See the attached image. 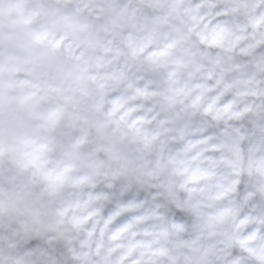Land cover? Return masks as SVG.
I'll return each instance as SVG.
<instances>
[{
    "label": "clouds",
    "instance_id": "1",
    "mask_svg": "<svg viewBox=\"0 0 264 264\" xmlns=\"http://www.w3.org/2000/svg\"><path fill=\"white\" fill-rule=\"evenodd\" d=\"M0 264H264V0H0Z\"/></svg>",
    "mask_w": 264,
    "mask_h": 264
}]
</instances>
